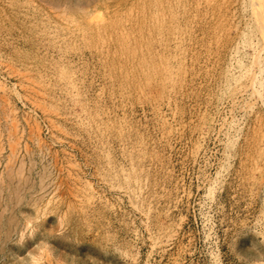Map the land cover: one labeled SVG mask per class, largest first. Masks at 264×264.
<instances>
[{"label": "rangeland", "instance_id": "1", "mask_svg": "<svg viewBox=\"0 0 264 264\" xmlns=\"http://www.w3.org/2000/svg\"><path fill=\"white\" fill-rule=\"evenodd\" d=\"M241 17L0 0V264L264 261L263 130L220 131Z\"/></svg>", "mask_w": 264, "mask_h": 264}, {"label": "bare ground", "instance_id": "2", "mask_svg": "<svg viewBox=\"0 0 264 264\" xmlns=\"http://www.w3.org/2000/svg\"><path fill=\"white\" fill-rule=\"evenodd\" d=\"M241 8L234 49L247 51V55L244 60L234 57L236 85L228 100L229 115L223 119L220 131L225 141L231 142L239 136L244 122L252 119L263 130L260 143L264 145V0H241Z\"/></svg>", "mask_w": 264, "mask_h": 264}]
</instances>
